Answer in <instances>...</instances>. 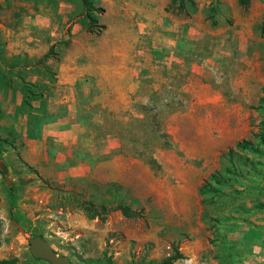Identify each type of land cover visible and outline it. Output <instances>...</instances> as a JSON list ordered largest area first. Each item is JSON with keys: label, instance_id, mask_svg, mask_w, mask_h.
<instances>
[{"label": "rangeland", "instance_id": "1", "mask_svg": "<svg viewBox=\"0 0 264 264\" xmlns=\"http://www.w3.org/2000/svg\"><path fill=\"white\" fill-rule=\"evenodd\" d=\"M92 1L99 8L94 12L97 23L105 28L122 15L125 23L128 18L136 17L128 0ZM211 2L173 0L168 10L178 11L181 17L190 14L192 20L206 29L222 32L219 39L223 45L220 42L222 47L218 50L222 51V57H214L213 50L208 47L194 50L192 60L205 71L197 76L204 82L207 78L212 79L221 86L226 105L240 102V114L230 110L221 114L217 107L220 101L215 99L207 103L210 106L208 113L166 116L149 111L142 121L132 117L129 128L119 131L124 141L123 154L138 157L146 169L142 172L132 167L118 181L96 184L89 178L77 177V171H71L79 161L99 154L98 150L102 149L100 141L105 133L111 132L98 129L96 120L100 117L121 120L120 114L108 116L101 104L92 107L90 116L95 129L91 136L96 144L92 141L84 148L73 146V155L66 159L63 155L67 150L58 139L49 137L42 149L36 145L42 141L43 126L56 121L64 113L62 107H58L62 100L56 98L60 87L46 65L49 58L54 59L59 54L54 47L38 58H12L16 69L23 61L30 69L13 74L9 87L4 86L9 82L0 67V139L5 140L0 145V260L17 258V264H49L35 259L30 252V239L39 236L48 242L56 255L67 257L71 264H119L121 257H116L115 248L117 251L130 249V260L124 264L130 261L139 264L140 260L147 262L149 252L156 244L138 239L151 238L155 223L162 222L163 216L157 208L163 202L161 193L164 188L170 185L184 194L182 187L186 184L183 179L186 174L190 175L191 181L186 197L192 199L194 206L201 203L203 209L205 205H212V209L216 208L220 213L219 217L236 214L246 222H251L250 218L257 210L264 213V158L239 153L234 157V164L230 165L226 156L237 141L249 139L255 142L253 136L260 132L259 123L264 119V0H249L245 6L239 5L238 0H219L215 13ZM83 14L80 0H0V65L2 57L8 53V43H19L42 53L52 44L65 46L72 42L70 25L79 23ZM34 17L40 20L35 25L31 23L35 21ZM104 29L94 36L82 39V34H78L77 38L85 43H96L102 40ZM81 30L86 32L82 26ZM234 32L237 38L232 41ZM215 61L220 64L218 69ZM184 69L176 67L173 76L175 83L171 95L175 94V97L171 99L172 109L190 106L189 100L187 103L181 100L178 98L180 93L176 92L187 77L180 72ZM234 80L243 84L240 101L231 97ZM28 82L35 86L34 92L40 96L30 102V110L14 108L16 100L21 103L22 88ZM44 94L47 98H43ZM31 143L37 147L31 148ZM215 145L221 149L215 172L227 177L225 168L231 167L233 174L238 175L234 177L237 183H229L216 197L202 202L197 190L208 177L205 162L190 155ZM158 151H169L174 157L168 155L159 163L152 157ZM78 152L81 155H77ZM200 169L203 174L197 176ZM100 206L106 207L107 214ZM119 206H128L137 212V216L124 217ZM213 210H208L210 216L217 213ZM91 213L99 216L91 218ZM168 215L175 226L177 217L170 210ZM184 227H188L187 224L181 229ZM172 229L175 234L181 230L177 225ZM169 231L171 235V229ZM168 233L162 231L157 236L166 237ZM138 252L144 254L142 259Z\"/></svg>", "mask_w": 264, "mask_h": 264}, {"label": "crops", "instance_id": "2", "mask_svg": "<svg viewBox=\"0 0 264 264\" xmlns=\"http://www.w3.org/2000/svg\"><path fill=\"white\" fill-rule=\"evenodd\" d=\"M128 3L136 12L135 19L128 18L127 23L123 15L114 19L104 29L102 40L96 43L82 41L84 37L95 34L84 32L80 23H73L70 25L72 42L65 46L52 44L42 53L19 43H8L6 46L7 58H38L46 55L52 47L59 53L56 58H49L46 65L60 87L56 98L62 100L58 107H62L64 113L56 121L43 126L42 141L36 144L41 149L49 137L58 139L67 150L63 157H71L73 146L84 148L92 141L96 144L94 136H91L92 130H95L91 125L93 118L90 119L95 104H101L108 111V116L111 113L120 114V122L115 120L117 117L106 119L99 116L97 128L111 132L105 133L100 141L102 149L98 150L99 154L88 156L71 169L78 172L77 177L89 178L96 184L118 181L132 167L145 172L146 166L138 157H126L123 154L124 141L119 131L129 128L132 117L142 121L149 111L166 116L208 113L207 108L210 106L207 103L215 99L220 101L217 107L221 114L230 110L239 115L241 109L240 102L226 105L221 86L212 79L207 78L204 82L197 76L205 71L192 60L194 50L201 51L208 47L213 50L214 57H222V51H218L222 47L219 43L223 45L219 39L222 32L206 29V26L192 20L190 14L181 17L178 11L173 13L168 10L171 0H128ZM34 20L31 22L33 25L40 21L37 17ZM78 34H82V39L77 38ZM232 36V41H235L237 34L234 32ZM214 63L218 69L220 64L217 61ZM177 65L185 68L180 72L187 77H184V84L176 92L180 93L178 98L181 100H186V103L189 100L190 106L172 109L171 99L175 97V94L171 95L175 83L173 76ZM26 69H30V66ZM241 85L240 81H233L231 97L239 101L242 99ZM244 85L247 86V83ZM43 98L47 96L44 94ZM199 104L205 106L199 107ZM18 106L16 100L14 108ZM36 145L29 144L31 148ZM25 150L28 153V140L25 141ZM220 154V147L215 145L190 157L204 160L209 177L219 166ZM77 155L81 154L78 152ZM168 155L173 156L169 151H158L152 157L161 163L160 160ZM43 158H47L45 154ZM250 159L253 161V158ZM203 169L198 170L196 175L201 176ZM189 178L188 174L183 177L186 182L182 187L184 194L170 185L164 188L161 193L163 202L157 208L163 216L162 222L155 223L151 238L138 239L156 244L149 252L148 261H160L169 256L174 246L184 257L174 264H264V213L257 210L254 217L250 218L251 222H246L236 214L219 217L220 213L216 208L213 210L212 205H205L203 209L201 203L194 206L192 199L186 197L190 188L188 183L191 182ZM209 209V212L213 210L217 213L210 216ZM169 210L177 217L176 225L180 229L185 224L188 227L175 234L172 228L176 225L169 218ZM162 231L169 233L166 237L157 236ZM183 233L185 236L181 237ZM114 251L116 257H121L119 264L130 260V249L121 248L117 251L115 248ZM138 255L142 259L144 254L138 252Z\"/></svg>", "mask_w": 264, "mask_h": 264}, {"label": "trees", "instance_id": "3", "mask_svg": "<svg viewBox=\"0 0 264 264\" xmlns=\"http://www.w3.org/2000/svg\"><path fill=\"white\" fill-rule=\"evenodd\" d=\"M81 4L84 8V14L79 19V23L82 26V28L85 29L87 33L90 34H99L105 27L104 25H99L97 23V19L95 17L94 12L99 11V8H96L92 0H80ZM173 0H171V3ZM249 0H238V4L245 6L247 5ZM211 9L215 12L218 10L219 0H212L211 2ZM13 59H18L17 57H12ZM12 58L2 57L1 59V69H2V75L7 76L8 82L7 84H4L5 87H9L11 85L10 79H12L13 74L17 75L21 72H23L26 67V62L23 61L20 63V68L16 69V64L12 63ZM21 59V58H20ZM24 60V59H23ZM20 71V72H19ZM21 77V74H20ZM35 86L31 83L24 84L22 88V100L19 104L18 108L23 109H31L30 102L35 100L37 97L40 96L39 93L34 92ZM264 91V88H263ZM42 96V95H41ZM260 126V132L255 134L253 138L256 140V143L252 142L249 139H242L240 141H237L232 149H228L226 156L228 157V161L230 165L234 164V157L239 155V153H251L257 156H260L264 158V149L261 147L264 146V119L259 123ZM5 140L0 139V145L1 143H5ZM0 157H1V146H0ZM221 157H225L224 155H221ZM225 172L227 173V177L221 176L219 173L214 172L212 173L208 179L204 181V183L199 187L198 194L202 198V202L214 198L219 194V191L221 188L227 187V185L230 183H237L234 177H237L238 175L233 174V169L231 167L225 168ZM234 175V176H233ZM240 177V176H239ZM242 177V176H241ZM100 209L104 214H107L108 210L105 206H100ZM118 210L121 211V214L126 218H132L137 216V212L129 208L128 206H119ZM12 211V210H11ZM98 213H91V218L98 217ZM102 221L105 219L104 216L100 218ZM37 237V236H36ZM42 238V237H41ZM183 255L178 251L177 247H172V252L169 256L161 259L160 261H143L140 260L139 264H174L175 262L183 259ZM18 260L17 258H7V259H1L0 264H17ZM129 264H132V261H130Z\"/></svg>", "mask_w": 264, "mask_h": 264}, {"label": "water", "instance_id": "4", "mask_svg": "<svg viewBox=\"0 0 264 264\" xmlns=\"http://www.w3.org/2000/svg\"><path fill=\"white\" fill-rule=\"evenodd\" d=\"M29 247L35 259L46 261L49 264H71L67 257L56 255L48 242L39 236L30 239Z\"/></svg>", "mask_w": 264, "mask_h": 264}]
</instances>
